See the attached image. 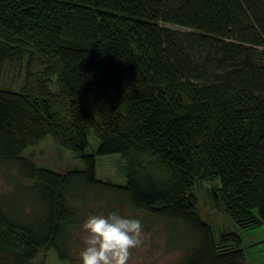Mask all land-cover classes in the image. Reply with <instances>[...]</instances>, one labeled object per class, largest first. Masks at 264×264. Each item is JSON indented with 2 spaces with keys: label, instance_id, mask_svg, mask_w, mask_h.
Returning a JSON list of instances; mask_svg holds the SVG:
<instances>
[{
  "label": "trees",
  "instance_id": "obj_1",
  "mask_svg": "<svg viewBox=\"0 0 264 264\" xmlns=\"http://www.w3.org/2000/svg\"><path fill=\"white\" fill-rule=\"evenodd\" d=\"M11 57L25 78L0 87V160L32 182L0 200V264L47 248L70 259L102 193L181 224L179 264H247L241 234H216L194 187L217 177L218 207L242 227L264 221V0H0L1 64ZM47 134L82 165L61 173L23 156ZM109 154L125 184L99 177Z\"/></svg>",
  "mask_w": 264,
  "mask_h": 264
},
{
  "label": "rangeland",
  "instance_id": "obj_2",
  "mask_svg": "<svg viewBox=\"0 0 264 264\" xmlns=\"http://www.w3.org/2000/svg\"><path fill=\"white\" fill-rule=\"evenodd\" d=\"M169 25L184 28L179 25ZM24 78L25 69L22 61L15 57L7 58L2 64L0 61V87L20 90L24 84ZM56 81L57 77L54 76L50 84L53 90L58 89ZM89 139L90 145L87 151L96 152L99 140L92 131H89ZM23 156L38 166L61 173L82 165L81 158L72 150L60 146L52 134H47L37 143L26 147ZM124 169V161L118 154L98 157L99 177L104 180L125 184L127 180ZM31 182L29 178L20 174L16 165L6 164L0 160V200L13 202L19 199L21 194L16 191L17 187L30 185ZM219 184L220 179L217 177H200L196 181L194 191L200 201L202 217L210 222L216 234L224 231H236L241 234L247 264H264V221L260 225L240 226L222 206L218 207L215 203L214 191ZM24 203L25 211H30L28 199ZM85 210L87 218L92 214L107 215L111 211H118L121 215L141 219V242L130 249L128 264H179L188 250V245L184 242L185 234L181 236L178 232L172 231L175 226L180 227L181 224L175 226L169 224L166 220L155 217L149 212L134 208L128 201L118 203L111 194L102 193L97 200L91 198ZM84 221L70 235L68 241L70 259L61 258L56 248H47L34 261V264H82L80 252L85 247L84 238L87 235L83 228Z\"/></svg>",
  "mask_w": 264,
  "mask_h": 264
},
{
  "label": "clouds",
  "instance_id": "obj_3",
  "mask_svg": "<svg viewBox=\"0 0 264 264\" xmlns=\"http://www.w3.org/2000/svg\"><path fill=\"white\" fill-rule=\"evenodd\" d=\"M83 228L87 235L80 252L82 264H128L130 249L141 242V219L118 211L92 214L84 221Z\"/></svg>",
  "mask_w": 264,
  "mask_h": 264
}]
</instances>
